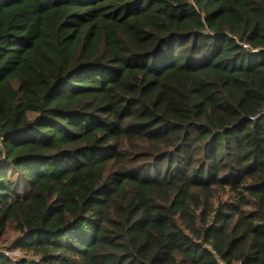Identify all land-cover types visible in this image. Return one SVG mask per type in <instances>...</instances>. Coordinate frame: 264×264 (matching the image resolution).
Returning a JSON list of instances; mask_svg holds the SVG:
<instances>
[{"label": "trees", "instance_id": "16d2710c", "mask_svg": "<svg viewBox=\"0 0 264 264\" xmlns=\"http://www.w3.org/2000/svg\"><path fill=\"white\" fill-rule=\"evenodd\" d=\"M0 138V264H264V0H0Z\"/></svg>", "mask_w": 264, "mask_h": 264}, {"label": "rangeland", "instance_id": "374dc122", "mask_svg": "<svg viewBox=\"0 0 264 264\" xmlns=\"http://www.w3.org/2000/svg\"><path fill=\"white\" fill-rule=\"evenodd\" d=\"M0 252H5V249L4 250H0ZM9 255L16 256V255H19V253H18V251H11V252H9Z\"/></svg>", "mask_w": 264, "mask_h": 264}, {"label": "built area", "instance_id": "2783aa9c", "mask_svg": "<svg viewBox=\"0 0 264 264\" xmlns=\"http://www.w3.org/2000/svg\"><path fill=\"white\" fill-rule=\"evenodd\" d=\"M1 139H2V138H0V145H1Z\"/></svg>", "mask_w": 264, "mask_h": 264}]
</instances>
